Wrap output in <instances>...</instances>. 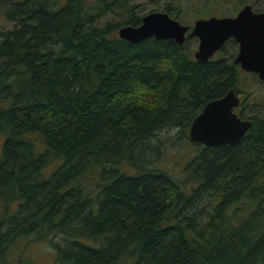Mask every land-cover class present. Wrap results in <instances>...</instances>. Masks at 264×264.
<instances>
[{
  "label": "trees",
  "instance_id": "trees-1",
  "mask_svg": "<svg viewBox=\"0 0 264 264\" xmlns=\"http://www.w3.org/2000/svg\"><path fill=\"white\" fill-rule=\"evenodd\" d=\"M137 8L3 9L12 29L0 31V264L20 240L49 238L56 264H264V116L240 102L250 127L237 144L188 139L208 102L239 92L237 45L199 62L189 39H119V28L141 24ZM161 12L179 20L169 5ZM109 15L126 19L101 24ZM175 130L194 147L177 160L179 179L155 166L174 140L149 145Z\"/></svg>",
  "mask_w": 264,
  "mask_h": 264
},
{
  "label": "water",
  "instance_id": "water-1",
  "mask_svg": "<svg viewBox=\"0 0 264 264\" xmlns=\"http://www.w3.org/2000/svg\"><path fill=\"white\" fill-rule=\"evenodd\" d=\"M117 36L129 43L154 37L172 40L177 45H182L186 38H196L198 45L193 57L199 62L213 58L232 39L238 45L233 64L264 84V11L254 12L248 4L233 17L197 19L191 27L180 24L166 13L150 12L142 17L139 26L119 28ZM239 105V94L234 89L208 102L189 126V141L205 147L237 144L250 127L249 120L235 113Z\"/></svg>",
  "mask_w": 264,
  "mask_h": 264
},
{
  "label": "rangeland",
  "instance_id": "rangeland-1",
  "mask_svg": "<svg viewBox=\"0 0 264 264\" xmlns=\"http://www.w3.org/2000/svg\"><path fill=\"white\" fill-rule=\"evenodd\" d=\"M12 0H0V31H9L12 29V23L2 17L1 13ZM94 1V0H90ZM131 5H136L137 14H147L152 11L161 12L165 5H169L174 12L179 14L178 22L182 25L191 27L197 19H208L210 17H233L246 4L250 5L255 11H264V0H128ZM125 16L109 15L101 20V24L110 22L116 24L124 21ZM198 42L194 38H190L184 44L188 54H194L197 49ZM217 53L214 56H218ZM239 99L245 103L246 114L253 116L258 114L264 116V84L259 82L249 73L242 72L239 76ZM178 131L165 132L153 139L149 145L155 147L159 138H169L174 140ZM193 146L184 140L178 143L174 140L172 146H165L164 155L155 166L171 173L176 179H179L182 165L177 164V160L184 156L189 158L193 155ZM149 157V152L147 154ZM149 160H152L150 157ZM93 189V188H92ZM30 240V238H29ZM56 242V240H54ZM23 260L27 264H56V253L54 249L46 242L28 243V240H20L13 247L11 255L8 257L9 264H18Z\"/></svg>",
  "mask_w": 264,
  "mask_h": 264
},
{
  "label": "flooded vegetation",
  "instance_id": "flooded-vegetation-1",
  "mask_svg": "<svg viewBox=\"0 0 264 264\" xmlns=\"http://www.w3.org/2000/svg\"><path fill=\"white\" fill-rule=\"evenodd\" d=\"M253 11H254V10H253ZM254 12H256V11H254ZM261 12H263V11H261ZM237 13H238V12H237ZM257 13H258V12H257ZM186 39H190V38H186ZM194 39H196V38H194ZM196 40H197V39H196ZM231 40H232V39H231ZM228 41H229V40H228ZM228 41H227V42H228ZM184 42H185V41H184ZM197 42H198V40H197ZM236 45H237V44H236ZM223 46H224V45H223ZM223 46H222V47H223ZM237 50H238V45H237ZM219 51H220V50H219ZM219 51H218L217 53H219ZM217 53H216V54H217ZM236 53H237V52H236ZM216 54H215V55H216ZM235 55H236V54H235ZM213 57H214V56H213ZM234 57H235V56H234ZM236 109H237V108H236ZM236 109H235V110H236ZM235 110H234V111H235ZM235 113H236V112H235ZM236 114H237V113H236ZM237 115H238V114H237Z\"/></svg>",
  "mask_w": 264,
  "mask_h": 264
}]
</instances>
